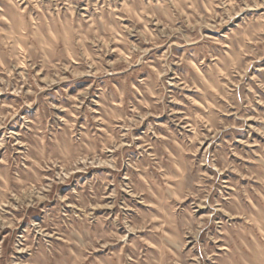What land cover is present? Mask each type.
Returning a JSON list of instances; mask_svg holds the SVG:
<instances>
[{"label":"rangeland","instance_id":"obj_1","mask_svg":"<svg viewBox=\"0 0 264 264\" xmlns=\"http://www.w3.org/2000/svg\"><path fill=\"white\" fill-rule=\"evenodd\" d=\"M0 264H264V0H0Z\"/></svg>","mask_w":264,"mask_h":264}]
</instances>
